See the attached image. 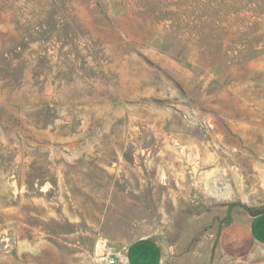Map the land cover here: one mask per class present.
Returning a JSON list of instances; mask_svg holds the SVG:
<instances>
[{
    "label": "rangeland",
    "instance_id": "obj_1",
    "mask_svg": "<svg viewBox=\"0 0 264 264\" xmlns=\"http://www.w3.org/2000/svg\"><path fill=\"white\" fill-rule=\"evenodd\" d=\"M264 211V0H0V264H235Z\"/></svg>",
    "mask_w": 264,
    "mask_h": 264
},
{
    "label": "crops",
    "instance_id": "obj_2",
    "mask_svg": "<svg viewBox=\"0 0 264 264\" xmlns=\"http://www.w3.org/2000/svg\"><path fill=\"white\" fill-rule=\"evenodd\" d=\"M218 246L235 264H264V211L245 215L225 224ZM164 250L151 236L131 241L120 264H162Z\"/></svg>",
    "mask_w": 264,
    "mask_h": 264
},
{
    "label": "built area",
    "instance_id": "obj_3",
    "mask_svg": "<svg viewBox=\"0 0 264 264\" xmlns=\"http://www.w3.org/2000/svg\"><path fill=\"white\" fill-rule=\"evenodd\" d=\"M100 264H120L121 258L118 256L112 255L109 252H102L98 258Z\"/></svg>",
    "mask_w": 264,
    "mask_h": 264
}]
</instances>
